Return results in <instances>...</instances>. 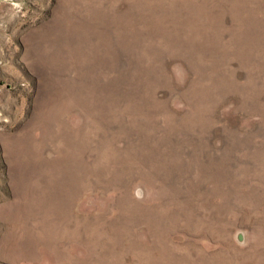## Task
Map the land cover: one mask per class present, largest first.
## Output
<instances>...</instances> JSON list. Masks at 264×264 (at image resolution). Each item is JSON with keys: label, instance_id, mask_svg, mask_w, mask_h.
Returning <instances> with one entry per match:
<instances>
[{"label": "rangeland", "instance_id": "obj_1", "mask_svg": "<svg viewBox=\"0 0 264 264\" xmlns=\"http://www.w3.org/2000/svg\"><path fill=\"white\" fill-rule=\"evenodd\" d=\"M0 264H264V0H0Z\"/></svg>", "mask_w": 264, "mask_h": 264}]
</instances>
